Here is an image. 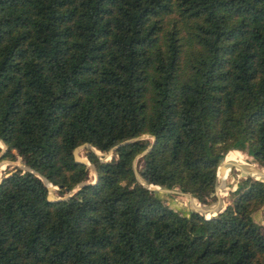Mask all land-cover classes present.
Instances as JSON below:
<instances>
[{
  "label": "trees",
  "instance_id": "obj_1",
  "mask_svg": "<svg viewBox=\"0 0 264 264\" xmlns=\"http://www.w3.org/2000/svg\"><path fill=\"white\" fill-rule=\"evenodd\" d=\"M0 138L60 185L2 176L0 264H264L263 180L212 217L149 187L209 203L227 152L264 165V0H0Z\"/></svg>",
  "mask_w": 264,
  "mask_h": 264
},
{
  "label": "rangeland",
  "instance_id": "obj_2",
  "mask_svg": "<svg viewBox=\"0 0 264 264\" xmlns=\"http://www.w3.org/2000/svg\"><path fill=\"white\" fill-rule=\"evenodd\" d=\"M185 53L184 56L186 58H188V56L194 51L195 49V45L192 46H186L185 48ZM141 138H149V140H153V136L151 135H142ZM85 146L83 147H79L78 148V152L79 155L83 156V157H87L86 150L84 149ZM7 150V146L5 144H3L2 142H0V178H2V176L9 171L10 169H14L17 167H21L23 169H25V163L22 160L21 155H19L17 153V150H13L16 158L12 159L8 156L5 155V152ZM100 154V156L104 159H110L112 158V156L114 155V153L112 151L109 152H104V151H100L97 150ZM236 151H240L243 153V155H245V160L238 158L240 155L236 154ZM226 156V160L223 163V168H221V178L219 179L220 181L222 180V183H224L223 178L225 177L224 175V171H225V166H230L233 165L234 161H237L239 164H241V166H244L246 169H248L245 165V163L247 162L250 166L252 167H258L261 170L264 171V165L260 164L259 162H257L254 157L252 155H250L247 151H241L239 149H232L229 152H227L225 154ZM141 163V162H140ZM229 172L227 177L225 178V186H229V191H227L226 195H223V199H224V204H228L231 201V195H230V190L236 189L238 182L240 181V179H242L245 176H239L240 172H241V167H237V166H231L229 168ZM96 177V171L95 169L90 166V179L94 180ZM149 186H154V184H150ZM159 195H161V197L164 199V201L169 204L170 206H172L173 208H175L176 210H178L180 213L182 214H186L188 212H190L195 208L194 202H196V204L198 202H200L202 205L203 204H210L213 203L214 201L217 200L216 199L212 200L209 203H203L201 202L197 197H195V199H193L189 193L190 192H183L180 188L175 187V188H166V187H162L159 185V188H156ZM52 193V195L57 196L58 194V188L53 187L52 190L50 191ZM194 196V195H193ZM207 215H210L209 213H207ZM255 218L262 222L264 224V206L259 208L255 213H254Z\"/></svg>",
  "mask_w": 264,
  "mask_h": 264
},
{
  "label": "water",
  "instance_id": "obj_3",
  "mask_svg": "<svg viewBox=\"0 0 264 264\" xmlns=\"http://www.w3.org/2000/svg\"><path fill=\"white\" fill-rule=\"evenodd\" d=\"M145 135H148V134H145ZM136 139H138V137H133V138L126 139L125 141H122V142L116 144L115 146H113V147L111 148L110 151H113L115 148H117V147L120 146L121 144H124V143L130 142V141H133V140H136ZM0 140H1V142H2L3 144H5V142H4L1 138H0ZM5 145H6V144H5ZM83 146L90 147L91 145H90L89 143H85V144H83V145H80V146H78V147L75 148L74 153H75L76 159H77L78 161L85 162V163L88 164V166H93V167L95 168V171H96V177H95V179L93 180V182H94V181H96L97 178H98L97 168H96V166H95L93 163L90 162V160L88 159V157H83V156L79 155V152H78L79 150H78V148H79V147H83ZM150 147H151V146H150ZM150 147H148V148L146 149V151H147ZM93 148H95V147H93ZM96 151H97V150H96ZM97 152H98V151H97ZM98 153H99V152H98ZM224 158H225V157H224ZM224 158L222 159L221 163L223 162ZM221 163L219 164V167H220ZM136 164H137V159H135V161H134V165H135V166H136ZM239 165H240V166H239ZM233 166L241 167V164H239L237 161H234L232 167H233ZM25 169H26V170L29 169V170H31V171L37 173V175H39V176H40V177L46 182V184H47V186H48V188H49L50 191L52 190L53 187H55V188H60V185H53V184H52V183H51V182H50L45 176L41 175V174H40L39 172H37L36 170L30 168L28 165H25ZM217 174H218V175H217L216 189H215V191L212 192V195H215V196L217 197V200L214 201L213 203H210V204H203V205H202L200 202H199L198 205L196 204V202H194V205H195L196 210H198V211L201 212L202 214H205L206 216L216 215V214H218L221 210H223V209L227 206V204H224V199H223L222 190L227 188V191H229L230 188H229V186H225L226 182H225V183H222V180H221V181L219 180V179H222V178H221V168H220V171H219V170L217 171ZM249 175H250V176H254V177H256V178L261 179V180L264 181V171H258V173H254L251 169H246L245 167H241V172H240L239 176H240V177H241V176H245V177H246V176H249ZM1 180H2V178H0V182H1ZM47 181H49L50 183H47ZM87 183H89V181H82V182L79 183L78 187H81V186H83V185H85V184H87ZM149 187H150L151 189H156V188H159V185H158V184H154V186H149ZM76 189H77V188L71 190V191L68 192L64 197H68V196H70V195H71ZM189 195H190L193 199H195V196H193L192 193H189ZM55 197H56V196L52 195V193L50 192V198H55ZM207 213H209L210 215H207Z\"/></svg>",
  "mask_w": 264,
  "mask_h": 264
},
{
  "label": "bare ground",
  "instance_id": "obj_4",
  "mask_svg": "<svg viewBox=\"0 0 264 264\" xmlns=\"http://www.w3.org/2000/svg\"><path fill=\"white\" fill-rule=\"evenodd\" d=\"M0 142H1V140H0ZM237 155L239 154L240 156L238 157V158H240V159H243V160H245V155H243V153L242 152H240V151H236L235 152ZM226 160V156H225V158H224V160H223V162L221 163V165H220V167H219V171H220V168H223V163H224V161ZM245 165H246V167L248 168V169H251L254 173H258V171H263V170H261L260 168H258V167H252V166H250L247 162L245 163ZM232 165H230V166H225V171H224V178H223V181H224V183H225V178L227 177V175H228V172H229V168L231 167ZM240 166V165H239ZM93 167V166H92ZM241 167H244V166H241ZM94 168V167H93ZM95 169V168H94ZM47 183H50L49 181H47ZM222 194L223 195H226L227 194V188L226 189H223L222 190ZM197 205H198V203H197ZM212 217V216H211Z\"/></svg>",
  "mask_w": 264,
  "mask_h": 264
},
{
  "label": "crops",
  "instance_id": "obj_5",
  "mask_svg": "<svg viewBox=\"0 0 264 264\" xmlns=\"http://www.w3.org/2000/svg\"><path fill=\"white\" fill-rule=\"evenodd\" d=\"M186 214H189V212H188V213H186Z\"/></svg>",
  "mask_w": 264,
  "mask_h": 264
}]
</instances>
